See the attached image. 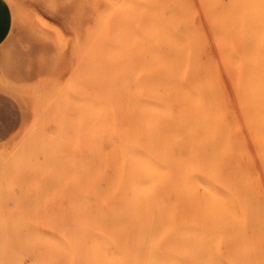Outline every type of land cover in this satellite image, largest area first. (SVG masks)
<instances>
[{"label": "bare ground", "instance_id": "bare-ground-1", "mask_svg": "<svg viewBox=\"0 0 264 264\" xmlns=\"http://www.w3.org/2000/svg\"><path fill=\"white\" fill-rule=\"evenodd\" d=\"M107 2L89 189L0 216V264H264V0Z\"/></svg>", "mask_w": 264, "mask_h": 264}, {"label": "rangeland", "instance_id": "rangeland-1", "mask_svg": "<svg viewBox=\"0 0 264 264\" xmlns=\"http://www.w3.org/2000/svg\"><path fill=\"white\" fill-rule=\"evenodd\" d=\"M107 1L2 0L9 10L10 28L28 35L42 53V57L35 62L24 64L9 65L0 61V79L19 82L20 85L30 87L32 90L29 96L17 98L11 90L0 89V109H3L6 116L17 112L23 104L21 119L19 121L13 119L0 134L2 138L0 141V172H2V175L0 174V216H34V213L35 216H65L68 215V209V211L79 209L83 195L89 189L90 182L86 178L87 158L96 153L99 139L102 138L99 111L92 108L93 106L95 108L94 104L98 105L99 102L101 75L99 42L102 37L105 38L108 35V32H110L109 35L111 34L113 27L110 23L113 22L112 10L110 11L111 7L108 8L111 4ZM50 4L52 7H49ZM77 4L79 7H76ZM93 19L96 23L92 21ZM84 23L87 24V29ZM52 26L59 29V37L62 39L41 40L40 34L50 32ZM109 35L107 39L111 37ZM71 95L76 97L73 98ZM75 123L78 127L80 126L78 130ZM38 146L41 147V151ZM85 153L88 157H85ZM2 164H5L4 167ZM81 167L85 169H80ZM36 182L40 186H37ZM36 186L40 189H35ZM45 187L51 194L45 190ZM8 191H10L9 199ZM24 203L28 205V208ZM27 212L28 215H26Z\"/></svg>", "mask_w": 264, "mask_h": 264}, {"label": "snow or ice", "instance_id": "snow-or-ice-1", "mask_svg": "<svg viewBox=\"0 0 264 264\" xmlns=\"http://www.w3.org/2000/svg\"><path fill=\"white\" fill-rule=\"evenodd\" d=\"M49 7H52L50 4ZM56 33V35H53ZM41 40H56L59 37V29L52 26L50 32L40 34ZM42 57V53L37 49L33 40L23 33L17 32L15 28H10L6 34L0 35V61L7 64H24L35 62ZM0 89H8L17 98L27 97L31 94V88L19 84V82L0 79ZM23 114V104L20 109L12 114L5 115L3 109H0V132L12 123L13 119L19 121Z\"/></svg>", "mask_w": 264, "mask_h": 264}, {"label": "crops", "instance_id": "crops-1", "mask_svg": "<svg viewBox=\"0 0 264 264\" xmlns=\"http://www.w3.org/2000/svg\"><path fill=\"white\" fill-rule=\"evenodd\" d=\"M10 21H9V10L8 8L4 5L2 0H0V35L6 34V32L10 28ZM0 71H1V65H0ZM1 134V132H0ZM2 138L0 137V141Z\"/></svg>", "mask_w": 264, "mask_h": 264}]
</instances>
